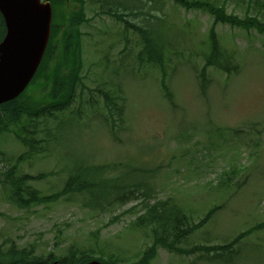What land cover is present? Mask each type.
I'll use <instances>...</instances> for the list:
<instances>
[{"label": "rangeland", "instance_id": "obj_1", "mask_svg": "<svg viewBox=\"0 0 264 264\" xmlns=\"http://www.w3.org/2000/svg\"><path fill=\"white\" fill-rule=\"evenodd\" d=\"M84 1L81 7L85 16L76 26L72 13L78 3L65 0L56 13L54 7L39 76L19 103L32 108L48 104L47 83L52 74L66 76L76 71L89 92L104 80L121 89L125 122L113 124L118 130L113 134L102 111V99L93 93L89 105L84 98L71 103L70 109L78 107L80 113L70 116L73 140L68 144L62 139L61 144L40 145L28 155L7 131L14 127L3 128L0 246L7 249L11 241L19 249L32 245L39 257L49 253L64 256L70 249L91 251L93 257L112 256L118 260L116 264H129L137 262L151 245L147 231L132 227L141 211L137 201L98 211L85 207L78 198H61L28 209L10 204L4 183L9 170L14 167L17 176L43 175L28 185L41 196H52L61 190L76 150L91 164L117 165L113 175L124 174L127 165L153 170L156 197L172 198L188 216L189 224L200 223L215 210L207 223L183 239L179 244L182 250L223 246L264 222V0H198L260 24L251 23L248 29L222 23L213 26L214 17L207 8L185 9L171 0L144 2V14H139V8L129 0L136 15L124 16V22L134 25L126 27L123 21L101 14L98 0ZM128 9L124 14H129ZM148 26L157 27L165 40L163 73L172 104L160 84L161 69L140 65L136 59L142 50L138 29L147 30ZM212 27L238 70L226 75L208 68L209 84L203 95L199 73L208 55L207 36ZM67 116L58 117L54 123L46 121L48 129L41 132L54 135V126ZM42 133L36 135L38 140ZM230 171L235 174L225 176ZM234 250L242 253L224 263L264 264V229L242 238ZM214 253L210 251L209 257ZM205 254L198 250L176 253L159 247L150 264H213ZM224 263L217 260V264Z\"/></svg>", "mask_w": 264, "mask_h": 264}, {"label": "trees", "instance_id": "obj_2", "mask_svg": "<svg viewBox=\"0 0 264 264\" xmlns=\"http://www.w3.org/2000/svg\"><path fill=\"white\" fill-rule=\"evenodd\" d=\"M79 2V7L72 13V24L76 26L85 16V11L81 4L84 0H73ZM98 0L100 13L123 21L124 16H135V9L133 5L139 8V14L142 13L144 2L148 0ZM176 5L186 8H207L214 17V23L228 24L230 27H242L248 29L251 26H259L256 21H246L239 19L232 14H226L222 7L206 1H188V0H171ZM64 0L52 1V6L55 7V13L62 5ZM141 6V7H140ZM129 14H124L127 8ZM122 9V10H121ZM121 12V13H120ZM60 13L54 14L58 15ZM123 15V17H122ZM155 20L160 21L161 18L149 15ZM125 21V20H124ZM123 21V22H124ZM256 22V24H254ZM125 26L131 25L126 22ZM130 25V26H129ZM157 26V25H155ZM134 28V25L131 26ZM149 29H138L142 34V50L137 55L136 59L140 65L147 64L154 68L161 69V87L164 96L172 104V95L164 81L163 73V48L165 45L164 38H161L157 33V27L148 26ZM4 25L0 16V41L4 36ZM208 55L204 57V67L199 73V90L201 94H205L209 79L206 75L208 68H213L226 75H231L237 72V65L233 63L232 56L227 55L221 48L217 39L214 27H212L207 36ZM46 53V52H45ZM45 54L43 56L44 60ZM42 60V62H43ZM42 62L37 70L38 75ZM50 90L48 93V104L36 108L28 107L19 103V98L0 105V133L4 132L5 127H14V129H7L11 132L20 144L27 149L28 155L35 153L39 147L49 146L52 144H61L62 139L68 144L73 140L71 130L73 127L70 116L79 114L78 107L70 109L71 103L76 100L87 99V104H91L93 93L98 94L102 99V111L109 118V125L113 134H117V127L113 124L121 125L125 122V98L122 97L121 89L117 86L107 82V80L99 83L93 90L89 92L88 87L84 83L81 73L71 71L66 76L58 73L52 74V78L48 79ZM85 91L89 94L86 96ZM83 96V97H82ZM87 97V98H86ZM25 104V103H24ZM67 116L65 120H61L60 125H55V134L51 135L49 132L44 134L42 130H47L44 124L50 120L54 123L58 117ZM25 120V123H23ZM45 120V121H44ZM40 125V126H39ZM42 126V129L40 128ZM68 132V133H67ZM42 133V139H37L36 135ZM83 152L76 150V153L71 154V161L68 174L64 180L60 191L52 196H41L39 192L28 185V182L39 180L40 177H30L27 175L17 176L11 169L4 176V183H6L8 195L7 199L10 204L19 209H28L31 206L38 204H46L55 202L61 198H78L85 204L84 206L93 211L108 209L111 206H123L131 201H137L140 204V213L136 215L132 222V227L138 230H145L151 237V245L143 251L141 257L137 262L129 264H150L156 256L157 248H162L171 252H182L189 254L194 250L205 251L207 254V261L210 263H222L231 261L232 255L238 256L242 253L240 250H234V245L242 238L264 229V222L252 227L245 233L238 236L235 240L228 244L218 247H194L189 250H182L179 247L183 239L190 235L194 230L198 229L203 224L207 223L215 210H211L198 224H189V218L177 203L172 198L158 199L156 197V188L153 182V170L144 168H137L135 165H127L124 174L113 175V167H118L115 164L95 165L87 161ZM234 171L228 172L225 176H233ZM229 179V178H228ZM69 250L64 256H56L49 253L46 257H39L36 255L35 248L31 245L29 248L19 249L14 242H10L7 249L0 246V264H80L90 260H98L101 264H116L118 260L112 259V256L103 258H96L92 256L91 251L77 252L76 250ZM214 251V255L209 257V252ZM228 264V263H224Z\"/></svg>", "mask_w": 264, "mask_h": 264}, {"label": "water", "instance_id": "obj_3", "mask_svg": "<svg viewBox=\"0 0 264 264\" xmlns=\"http://www.w3.org/2000/svg\"><path fill=\"white\" fill-rule=\"evenodd\" d=\"M0 14L6 26L0 43L2 104L19 96L36 72L49 36L51 10L39 0H0Z\"/></svg>", "mask_w": 264, "mask_h": 264}]
</instances>
